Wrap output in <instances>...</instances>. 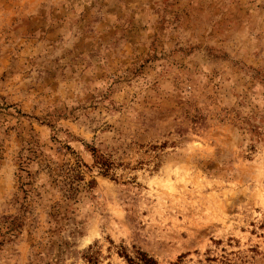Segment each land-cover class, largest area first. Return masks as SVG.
I'll use <instances>...</instances> for the list:
<instances>
[{
    "label": "rangeland",
    "instance_id": "374dc122",
    "mask_svg": "<svg viewBox=\"0 0 264 264\" xmlns=\"http://www.w3.org/2000/svg\"><path fill=\"white\" fill-rule=\"evenodd\" d=\"M264 264V0H0V264Z\"/></svg>",
    "mask_w": 264,
    "mask_h": 264
},
{
    "label": "trees",
    "instance_id": "16d2710c",
    "mask_svg": "<svg viewBox=\"0 0 264 264\" xmlns=\"http://www.w3.org/2000/svg\"><path fill=\"white\" fill-rule=\"evenodd\" d=\"M137 260L141 261L142 264H155L154 261L150 258H147L145 255L139 256ZM132 264H139L137 261L131 259Z\"/></svg>",
    "mask_w": 264,
    "mask_h": 264
}]
</instances>
